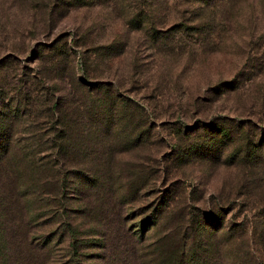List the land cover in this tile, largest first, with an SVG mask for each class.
<instances>
[{"label":"rangeland","instance_id":"obj_1","mask_svg":"<svg viewBox=\"0 0 264 264\" xmlns=\"http://www.w3.org/2000/svg\"><path fill=\"white\" fill-rule=\"evenodd\" d=\"M26 195L79 264H264V0H0V226Z\"/></svg>","mask_w":264,"mask_h":264},{"label":"trees","instance_id":"obj_2","mask_svg":"<svg viewBox=\"0 0 264 264\" xmlns=\"http://www.w3.org/2000/svg\"><path fill=\"white\" fill-rule=\"evenodd\" d=\"M197 2L207 3L209 0H194ZM61 133V143L59 145L60 155H66L64 148L66 147L67 140V129L65 125L62 126ZM62 152V153H61ZM251 157V153L248 154ZM66 157V156H65ZM47 187L54 188L55 190L62 191L63 183L61 181H56L51 183V185H42V188L46 190ZM30 188L38 189L39 185L37 183L28 184L27 190ZM68 199L65 197L56 196H47V197H37L31 198L26 195L21 200L22 215L19 220L11 219L10 222H7L5 226L1 223L0 226V264H79L80 257L78 251L85 246L79 239L77 234V226L73 220L69 217L71 212L74 214V211H71L67 207ZM23 203V204H22ZM162 211L153 214L152 219L156 222L161 220L163 217ZM192 213H190L191 215ZM194 215L190 216L193 217ZM196 218V217H195ZM20 221V222H19ZM16 222L19 225L14 227ZM28 224L33 225V230L39 231L40 235H33L30 237V242L28 243L27 233L30 232ZM17 225V224H16ZM199 225V224H198ZM23 227L25 230H23ZM15 228V230H13ZM37 228V229H36ZM41 229L46 230L47 232L41 231ZM141 230H136L135 232H140ZM194 233V231H192ZM16 234L19 235V238H23V247L21 249V261L15 252V247L9 246L10 243L6 240V236L10 235L11 239L15 238ZM259 233H257L258 235ZM13 235V236H12ZM67 237L68 243L66 246L65 254L61 256V260H55L52 257L51 246L53 238L57 239V245L59 242H62V239ZM264 237L260 236L258 238V246L263 245L264 241H261ZM192 242L194 243V235L191 237ZM87 246V245H86ZM87 248V247H86ZM37 250V251H35ZM185 253L181 252L179 259L175 264H198L193 260L194 254H189L184 256ZM51 256V257H50ZM150 264H166V251L159 241L154 245L150 253Z\"/></svg>","mask_w":264,"mask_h":264}]
</instances>
